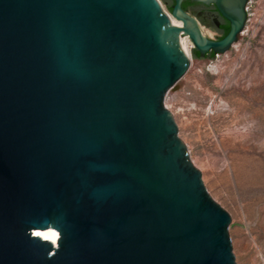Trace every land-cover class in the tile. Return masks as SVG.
<instances>
[{"label":"water","instance_id":"95a60500","mask_svg":"<svg viewBox=\"0 0 264 264\" xmlns=\"http://www.w3.org/2000/svg\"><path fill=\"white\" fill-rule=\"evenodd\" d=\"M180 1L175 25L159 0H0V264H236L163 100L180 36L227 51L248 0H202L229 21L218 40Z\"/></svg>","mask_w":264,"mask_h":264},{"label":"rangeland","instance_id":"374dc122","mask_svg":"<svg viewBox=\"0 0 264 264\" xmlns=\"http://www.w3.org/2000/svg\"><path fill=\"white\" fill-rule=\"evenodd\" d=\"M246 13L227 51L196 58L188 46L189 67L163 104L208 194L229 213L235 263L264 264V0H248Z\"/></svg>","mask_w":264,"mask_h":264},{"label":"flooded vegetation","instance_id":"af4514ba","mask_svg":"<svg viewBox=\"0 0 264 264\" xmlns=\"http://www.w3.org/2000/svg\"><path fill=\"white\" fill-rule=\"evenodd\" d=\"M166 7L172 6L174 0H164ZM180 8L189 16L193 17L202 31V27L211 32V36L202 33L209 39L218 40L229 30V21L225 19L213 2L202 0H181ZM171 9V7H170ZM213 53L212 51L206 52Z\"/></svg>","mask_w":264,"mask_h":264},{"label":"bare ground","instance_id":"6f19581e","mask_svg":"<svg viewBox=\"0 0 264 264\" xmlns=\"http://www.w3.org/2000/svg\"><path fill=\"white\" fill-rule=\"evenodd\" d=\"M168 16H169L170 22L172 24L177 25L178 23H180V21H177L175 18H173L170 13H168ZM180 40H181V43L184 47V52L189 57V55L187 53V48H188V46L192 47V43L190 42V40L188 39V37L186 35L180 36ZM34 234L39 235L43 239L50 240L53 243L55 242V239L57 237V232L52 228H47V229H43V230H34Z\"/></svg>","mask_w":264,"mask_h":264},{"label":"trees","instance_id":"16d2710c","mask_svg":"<svg viewBox=\"0 0 264 264\" xmlns=\"http://www.w3.org/2000/svg\"><path fill=\"white\" fill-rule=\"evenodd\" d=\"M163 2L165 3L164 0H163ZM170 7H171V6H168V7H167L168 11H170ZM191 53H192V56H193V57L201 58L196 50L192 49V52H191ZM213 55H214V53H210V54L205 53V55H204L203 57H210V58H212Z\"/></svg>","mask_w":264,"mask_h":264}]
</instances>
